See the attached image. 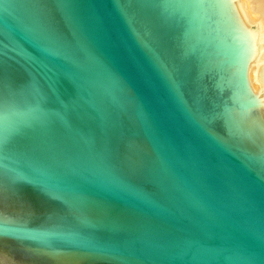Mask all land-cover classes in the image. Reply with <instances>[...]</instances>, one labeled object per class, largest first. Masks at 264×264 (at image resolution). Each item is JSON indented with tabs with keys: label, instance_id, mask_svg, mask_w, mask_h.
Segmentation results:
<instances>
[{
	"label": "water",
	"instance_id": "1",
	"mask_svg": "<svg viewBox=\"0 0 264 264\" xmlns=\"http://www.w3.org/2000/svg\"><path fill=\"white\" fill-rule=\"evenodd\" d=\"M256 35L237 0H0V264H264Z\"/></svg>",
	"mask_w": 264,
	"mask_h": 264
},
{
	"label": "bare ground",
	"instance_id": "2",
	"mask_svg": "<svg viewBox=\"0 0 264 264\" xmlns=\"http://www.w3.org/2000/svg\"><path fill=\"white\" fill-rule=\"evenodd\" d=\"M247 21L257 31L258 52L249 65V78L264 105V0H237Z\"/></svg>",
	"mask_w": 264,
	"mask_h": 264
},
{
	"label": "snow or ice",
	"instance_id": "3",
	"mask_svg": "<svg viewBox=\"0 0 264 264\" xmlns=\"http://www.w3.org/2000/svg\"><path fill=\"white\" fill-rule=\"evenodd\" d=\"M0 219H3L5 221H10V220H6V218L2 215V213H0ZM10 222L20 227H23V224L20 221H10ZM3 238L4 236H0V244H2Z\"/></svg>",
	"mask_w": 264,
	"mask_h": 264
}]
</instances>
